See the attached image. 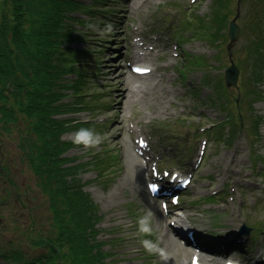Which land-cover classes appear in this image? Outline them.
Masks as SVG:
<instances>
[{"label": "rangeland", "instance_id": "rangeland-1", "mask_svg": "<svg viewBox=\"0 0 264 264\" xmlns=\"http://www.w3.org/2000/svg\"><path fill=\"white\" fill-rule=\"evenodd\" d=\"M134 1H77L94 6L77 13L84 21L74 26L80 34L71 46L82 52L84 61L77 68L80 74L68 76L69 88L59 95L66 106L55 116L64 124L61 138L68 143L67 151L44 155L38 168L41 144L24 141L28 131L16 126L2 128L0 264H17L13 256L17 252L23 253L17 258L25 261L48 252L32 246L27 233H46L53 206L61 203L62 192L75 193L73 186L100 208L96 239L114 253L104 264H177L180 256L174 250L173 261L166 260L170 244L163 238L166 228L172 229L176 247L184 249V240L171 228L177 215L183 220L180 231L192 229L198 244L217 251L214 260L219 264L226 259L264 264V231L257 236L251 228L261 224L264 230V53L256 59L255 48L250 52L256 38L264 40V29H257L264 1L154 0L138 9L134 5L129 13ZM235 19L240 35L230 47V24ZM136 32L162 39L172 56L160 58L161 49H155L147 61L161 66L153 71L159 78L156 93H149L141 103L131 104L128 99L126 106L117 77L130 73L133 64L146 62L131 58L137 53ZM230 57L240 75L237 86L227 87L224 73ZM161 98L169 101L162 104ZM123 104L128 109L124 134L117 120ZM240 115V131L228 141L224 131L230 137L228 131L240 123ZM207 125L215 127L209 131ZM81 130L99 134L102 142L85 149L75 143ZM120 135L135 147L140 138L149 142L147 153L134 150L145 169L154 168V176L144 179L146 191L155 171L193 177L180 204L170 205L173 213L166 214L155 200L164 212L163 220L156 219L145 195L134 192L125 178L124 150L114 143ZM59 210L73 227L68 203ZM142 219L147 231H141ZM234 236L239 241L248 237L243 251L231 244ZM69 255L67 247V264Z\"/></svg>", "mask_w": 264, "mask_h": 264}, {"label": "trees", "instance_id": "trees-1", "mask_svg": "<svg viewBox=\"0 0 264 264\" xmlns=\"http://www.w3.org/2000/svg\"><path fill=\"white\" fill-rule=\"evenodd\" d=\"M77 1L0 0V139L3 127L13 125L28 131L23 140L41 144L38 168L44 155L54 156L68 150V143L61 138L64 124L55 116L66 106L59 95L69 88L68 76L73 72L80 74L77 68L84 61L82 52L71 46V41L80 34L74 26L84 21L77 13L94 6ZM258 27L259 31L264 29V15ZM263 41L256 38L250 49L251 52L255 48L256 59L264 53ZM238 121L243 122L241 115ZM238 125L230 128L233 134L229 141L236 136ZM72 188L75 193L62 192L61 203L53 206V218L46 233H27L32 246L48 252L26 261L17 258L23 256L17 252L13 255L14 263L67 264L64 257L67 247L70 264H104L109 255H114L112 250L103 248V241L96 239V226L102 219L100 208L85 199L78 186ZM63 203H68L75 220L73 227L59 210ZM251 228L258 236L264 231L261 224ZM70 230L74 231L73 236Z\"/></svg>", "mask_w": 264, "mask_h": 264}, {"label": "bare ground", "instance_id": "bare-ground-1", "mask_svg": "<svg viewBox=\"0 0 264 264\" xmlns=\"http://www.w3.org/2000/svg\"><path fill=\"white\" fill-rule=\"evenodd\" d=\"M148 5H151L154 0H135L133 4H131L130 6V11L129 13H131L134 5H136V9L143 7L144 5L142 3H146ZM137 37V38H135ZM133 46L135 47L137 53L131 57L132 59H136V60H143L146 61L147 63H149L150 65L153 66L154 70L157 72L158 69L161 67L160 65H154L153 63H151L150 61L148 62V58L151 59V57L154 55V51L156 48H160L161 49V55L160 58H166L169 59L172 56V49L171 47H169V45L167 43H165L162 39H158V38H148L147 36H144L143 34H141L140 32H136L133 34ZM137 64H141V63H137ZM153 68L151 67V71L147 74L144 75H140V74H136L133 72L130 73H124V74H120V77L118 76V83L117 85L120 86V88H118V90L123 94V96L125 97L126 100V106H127V101L129 99L131 104L134 103H141L146 96H148L149 93L155 94L158 88V85L156 84V81L159 79L158 75H155L153 72ZM146 75V76H145ZM164 73H162L160 75L161 80L164 77ZM146 92H143V91ZM140 93H144V94H140ZM133 98L137 99L134 100ZM162 99V98H161ZM165 101H169V99H162V104H164ZM159 105H161V101L159 103ZM124 104L121 107L120 113L117 116V120L119 125L121 126L122 129V134H124V129H126V121L128 118V109L126 110V107ZM230 118V117H227ZM215 127V126H214ZM213 126H209L207 125V127H205V129H208L209 131L212 130L214 128ZM204 129V130H205ZM219 132V130L217 131ZM121 134V135H122ZM119 136L117 139H115L114 143L115 145H117L119 148L124 150V157L126 160V166H127V174H125V178H127L128 182H130L133 187L132 190L136 193H142L143 195H145L144 197L147 199V206L148 204L151 205V210H155L156 212V219L159 220L162 219L163 220V211L160 209V207L158 206V204L153 201L152 199H150V196L148 191L145 190V186H144V179L146 176L148 177H153L154 173L152 172L151 168H149V166L147 165L146 169H145V164L138 160V157L136 155V153H134V150L140 153H146L147 152V147H143L140 148L139 146H137V148L134 146V144L132 142L129 141V139L124 140L122 139V136ZM141 140V138L138 140V142ZM133 146V147H132ZM230 163L233 162V158H229ZM183 170L187 169V166H184L182 168ZM151 175V176H149ZM184 176L183 179H185ZM182 180H178V182H181ZM152 182H150L148 184V186L151 185ZM158 208H157V206ZM180 213V212H178ZM177 213V214H178ZM162 216V217H161ZM175 222H179L181 226V223L183 222L182 219H180L179 215H177L175 217ZM161 223V220H160ZM177 228L174 227V231ZM164 240L170 244L169 247L166 249L165 254L168 256V258L166 259L169 262H172V253L171 250H174L176 252H178V255L180 256V258L177 259V264H187V259L189 258L190 254L192 252H194V254L192 255V259L195 257V253H198L201 255V257L199 258L200 263L199 264H219V262H215L214 260H209L211 257H214L213 255L207 254V253H202L200 252L198 249H195L193 247H185L182 245L183 248H179L176 247L175 245V241L173 239V233H172V229H168L166 228V233L163 236ZM183 244H185V241L183 242ZM186 249V250H185ZM191 259V261H192Z\"/></svg>", "mask_w": 264, "mask_h": 264}, {"label": "water", "instance_id": "water-1", "mask_svg": "<svg viewBox=\"0 0 264 264\" xmlns=\"http://www.w3.org/2000/svg\"><path fill=\"white\" fill-rule=\"evenodd\" d=\"M237 19V17H235ZM236 19L233 20L230 24L229 38L231 40L230 47L235 43L240 35V27L236 22ZM231 65L225 70V80L227 87L237 86L240 70L235 64L234 60L230 57ZM60 264V263H58Z\"/></svg>", "mask_w": 264, "mask_h": 264}, {"label": "clouds", "instance_id": "clouds-1", "mask_svg": "<svg viewBox=\"0 0 264 264\" xmlns=\"http://www.w3.org/2000/svg\"><path fill=\"white\" fill-rule=\"evenodd\" d=\"M112 26L109 24L107 26V30L111 31ZM102 142V137L99 134H95L91 131H87V130H81L76 134V140L75 143L77 144H83V146L85 147V149L87 148H91V147H96L98 146L100 143ZM140 225H141V231H147V227H146V221L145 220H141L140 221Z\"/></svg>", "mask_w": 264, "mask_h": 264}]
</instances>
